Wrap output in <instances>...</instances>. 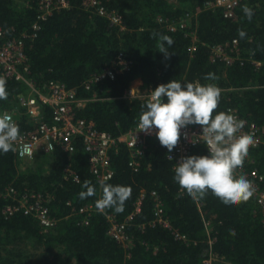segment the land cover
<instances>
[{
	"label": "trees",
	"instance_id": "16d2710c",
	"mask_svg": "<svg viewBox=\"0 0 264 264\" xmlns=\"http://www.w3.org/2000/svg\"><path fill=\"white\" fill-rule=\"evenodd\" d=\"M97 1L121 16L124 30L85 6L84 0H66V6L52 9L44 19L38 18L41 0H0V26L7 39L22 40L26 60L19 69L27 72V79L40 88L54 80L73 89L84 100L77 115L115 137L139 122L148 100L124 98L134 79L148 93L172 79L212 84L221 90L213 116L229 115L231 108L241 119L264 126V0L240 1L233 17L223 16L220 8H205L206 0ZM245 7L253 12L251 22ZM172 23L175 29L167 27ZM34 24L38 29H33ZM240 32L246 34L244 38ZM165 36L173 41L170 47L164 44L167 57L159 52ZM232 39L237 40L236 48L225 50L233 62L213 57L214 46L231 45ZM120 53L127 68L117 63ZM113 66L117 70L113 77L106 75L87 87L92 76ZM208 74L213 79H205ZM5 82L7 98L0 100V115L14 110L19 131L32 129L19 103L26 85L12 78ZM44 118L50 122L47 112ZM109 153L113 175L102 182L89 170L78 140L71 155L59 145L51 152L38 149L29 160L16 157L13 149L0 153V264H202L209 249L213 264H264V211L253 195L234 206L211 194L193 199L174 181L176 163L157 138L147 139L137 170L129 165L124 144ZM191 155L205 156L208 150L197 144L187 156ZM68 163L78 182L64 172ZM242 167L264 175V144L248 149ZM85 183L94 187L95 195L81 199ZM104 184L130 188L123 212L97 208ZM9 187L18 194H50L47 205L55 225L45 231L31 215L16 212L5 217L2 209L11 202L6 195ZM152 191L162 201L168 227L155 220ZM85 205L93 208L86 224L83 214L76 212ZM108 216L124 223L127 246L107 233ZM173 232L187 239H177Z\"/></svg>",
	"mask_w": 264,
	"mask_h": 264
},
{
	"label": "built area",
	"instance_id": "2783aa9c",
	"mask_svg": "<svg viewBox=\"0 0 264 264\" xmlns=\"http://www.w3.org/2000/svg\"><path fill=\"white\" fill-rule=\"evenodd\" d=\"M242 0H206L203 3L205 8H220L225 17H233L234 9ZM87 7H94L98 14L106 16L111 25L118 26L119 30H124L125 26L122 23L121 16L114 10H107L97 0H84ZM66 0H41L39 9V19H44L52 9L66 6ZM163 21L162 18H159ZM33 29H38V25L34 24ZM170 29H175L172 24H167ZM231 47L230 51L234 50L237 46V40L232 39L231 45L226 43L224 45L214 46L212 48L213 57L224 60L230 64L234 58L231 57L225 50L226 47ZM117 63H124L127 68L128 62L122 59L121 53L117 56ZM26 60L24 55L22 40L21 39H7L4 31L0 26V79L4 81L7 79H15L24 82L27 87V93L20 95L19 103L24 109V114L27 116L28 121L32 122L33 128L27 131H19V137L13 145V151L21 160L32 159L36 151L44 150L51 152L56 145H59L62 150L71 155L75 151V142H81L83 151L87 155V162L89 170L99 182L107 180L112 177L113 170L110 162V151L117 149L120 143L124 144L130 153L129 165L133 170H137L140 161L139 156L146 148L147 139L156 138L155 132L151 135L138 132V123L131 129L115 137L105 130H100L96 127L91 119H85L77 115V108L84 105V100L76 96L73 89L66 88L64 84L54 80H49L44 83L42 87H37L34 82L27 79L26 71L19 69ZM256 64H259L256 62ZM28 67V66H27ZM26 69V67H25ZM117 72L116 67H108L104 72L92 76L88 82L98 81L104 76H114ZM132 83V82H131ZM141 86V85H140ZM148 90L135 89L129 85L125 90L124 98L131 99L134 97H148ZM46 109V110H45ZM48 113L50 122L45 120V113ZM229 115L233 116L239 123L243 125L239 135L249 136L253 140V144L249 147H257L264 144V126L259 125L253 121L247 122L239 116L236 109L228 108ZM11 117L12 122L16 125L14 118V110H5L2 115ZM201 133L200 125H189L181 129V139L171 153L167 157L174 160L175 163L179 162L181 157L188 155L189 151L197 144H204L202 140L197 144L189 142V139L195 141L199 139L194 135ZM185 135L189 139H185ZM205 145V144H204ZM207 148V146L205 145ZM64 172L70 175L76 182L79 181L78 174L72 169L71 164L68 163L64 167ZM241 177L247 178L252 185L253 197L256 203L264 211V186L261 183L264 181V175L258 172L255 168L247 169L241 167L236 171V179ZM6 195L11 198V202L4 205L2 213L5 217H9L16 212H21L25 215H31L37 219L39 225L43 230L52 228L56 220L50 214L47 203L51 200L52 196L48 193H41L29 191L18 194L12 187L6 188ZM154 201V216L155 220L168 227V222L163 219V204L155 191L151 192ZM140 198L136 202L135 212L139 211ZM69 204V202L67 203ZM200 205V204H198ZM93 211L92 206H80L76 212L83 214L82 223H87V218L90 217ZM132 214L127 217L130 219ZM111 223L108 234L115 240L128 245V238L124 231V223H116L110 216H108ZM208 222H204L206 227ZM208 231V228H207ZM175 238L186 240L184 234L173 232ZM209 244L212 238L209 236ZM202 264H213V257L210 249L207 251L206 256L202 259Z\"/></svg>",
	"mask_w": 264,
	"mask_h": 264
},
{
	"label": "clouds",
	"instance_id": "9594fccd",
	"mask_svg": "<svg viewBox=\"0 0 264 264\" xmlns=\"http://www.w3.org/2000/svg\"><path fill=\"white\" fill-rule=\"evenodd\" d=\"M251 22L253 12L248 7L243 9ZM241 38L246 35L239 33ZM160 53L169 55L164 44L169 47L173 41L162 37ZM205 79H213L208 74ZM6 82L0 79V100L7 98ZM221 90L212 85L181 82L175 79L160 84L150 91L138 122V132L151 135L155 132L161 146L169 153L181 139V129L189 125H200L201 133L194 135L199 139H189L197 144L200 140L207 146L208 155L181 157L174 169V181L193 199H201L211 194L226 206L237 205L248 200L253 189L251 182L244 177L234 179V173L243 166L248 149L253 144L249 136H240L243 127L233 116L217 109ZM19 137V128L8 115H0V153H7L13 148ZM171 159L172 157L169 156ZM86 191L80 192V198L95 195V189L84 184ZM131 194L126 186L103 185V195L96 201L99 210L113 209L123 212L124 204Z\"/></svg>",
	"mask_w": 264,
	"mask_h": 264
},
{
	"label": "rangeland",
	"instance_id": "374dc122",
	"mask_svg": "<svg viewBox=\"0 0 264 264\" xmlns=\"http://www.w3.org/2000/svg\"><path fill=\"white\" fill-rule=\"evenodd\" d=\"M139 82V84H138ZM140 80L139 79H134L131 83V86L134 87L135 89H140Z\"/></svg>",
	"mask_w": 264,
	"mask_h": 264
},
{
	"label": "crops",
	"instance_id": "0c3cea01",
	"mask_svg": "<svg viewBox=\"0 0 264 264\" xmlns=\"http://www.w3.org/2000/svg\"><path fill=\"white\" fill-rule=\"evenodd\" d=\"M138 84H139V82H138Z\"/></svg>",
	"mask_w": 264,
	"mask_h": 264
}]
</instances>
